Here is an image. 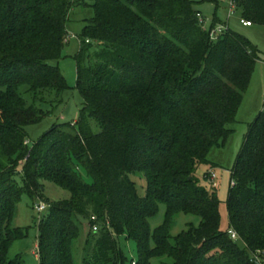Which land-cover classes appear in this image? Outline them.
I'll list each match as a JSON object with an SVG mask.
<instances>
[{"label": "trees", "instance_id": "trees-1", "mask_svg": "<svg viewBox=\"0 0 264 264\" xmlns=\"http://www.w3.org/2000/svg\"><path fill=\"white\" fill-rule=\"evenodd\" d=\"M230 1L251 25H264V0ZM73 3L0 0V264H24L20 256L8 257L26 236L25 228L11 224L23 193L47 205L37 223L39 264H74L77 216L98 224L86 240L83 264H128L119 235L136 244L135 264L163 256L170 264H253L256 250L264 257V105L231 168L226 206L236 241L220 228L215 182L207 189L198 177L210 164V150L232 132L257 51L229 27L211 38L218 19L203 28L193 0H94L74 55L79 117L28 143L26 127L46 115L39 102L69 88L53 61L68 40ZM130 173L144 174V196ZM46 180L70 198L44 197ZM159 203L164 219L151 230ZM176 212L200 221L171 242Z\"/></svg>", "mask_w": 264, "mask_h": 264}, {"label": "rangeland", "instance_id": "rangeland-1", "mask_svg": "<svg viewBox=\"0 0 264 264\" xmlns=\"http://www.w3.org/2000/svg\"><path fill=\"white\" fill-rule=\"evenodd\" d=\"M72 1L74 3L65 23L68 40L63 47L60 59L53 61L60 68L69 88L63 90L59 95H55L53 91L48 92L45 94V99L39 102L40 109L46 112V115L39 123L26 127L27 139L30 144L36 141L53 125L74 122L79 117L83 106L82 96L76 88L77 71L74 55L79 49V34L82 27L86 20L93 17L91 5L94 0ZM193 2L194 9L204 16L207 25L216 16L218 20L215 22V26L227 24L231 30L247 38L255 46L258 55V59L253 67L250 83L237 111L236 120L230 125L232 132L227 137L223 146L213 147L210 150L208 155L210 164L208 167L203 165L198 171L199 180L207 189H212L213 185L207 178L203 177V173L211 169L216 175L214 185L220 200V228L223 231H227L229 222L226 196L230 185L231 168L241 149L248 124L255 119L264 105V25L253 23L251 26H242L240 24V18L242 17L239 10L234 7L232 8L233 13L230 14L229 0H220L218 3L216 0H193ZM55 99L59 102L55 103ZM90 126L93 133L100 130L94 120H91ZM82 177L87 182L91 181L84 172H82ZM129 177L135 183L139 196H144L146 190L144 174L130 173ZM17 179L19 180V177ZM43 188V196L49 200L70 198L68 190L51 181H43ZM43 202L39 197H31L26 193H23L21 198L15 202L11 224L13 227L25 228L26 236L12 244L8 253L10 259L20 256L24 264H39L37 255V223L47 213V208L43 211H38L36 207ZM164 215L165 204L159 203L157 213L149 219L151 230L162 223ZM77 220L80 224V234L73 242L72 257L74 264H83V258L86 254V240L93 231L88 219L77 216ZM199 221L200 218L194 214H185L183 212L173 214L169 226L170 241L173 242L174 237L182 230H185L188 224L197 225ZM115 239L118 247L126 257V262L129 264L131 260L136 261L138 257L136 244L132 240H126L124 235L116 236ZM171 262L172 259L167 256L152 257L150 259V264H170Z\"/></svg>", "mask_w": 264, "mask_h": 264}, {"label": "built area", "instance_id": "built-area-1", "mask_svg": "<svg viewBox=\"0 0 264 264\" xmlns=\"http://www.w3.org/2000/svg\"><path fill=\"white\" fill-rule=\"evenodd\" d=\"M218 1H220V0H218ZM229 2H230L229 12H230V14H232L233 13L232 8H234V5H233V3L230 0H229ZM198 17H199L200 23L202 24V27L207 29L208 25L206 24V22H205L204 18L202 17V15L198 14ZM240 23L243 26H251V23L248 20H245L243 18H240ZM227 27H228L227 24L226 25L219 24L218 26L212 27L209 30L210 37L211 38H216L219 34H222L227 29ZM206 177L209 180V182L214 184L215 179H216V175H215L213 170L209 169L208 172H207ZM231 184H233V182H231ZM36 208H37L38 211H43V210H45L47 208V205L44 204V203H41V204L37 205ZM91 220L95 221L96 220L95 216H91ZM91 228H92L93 232H96L98 230V224L96 222L93 223ZM228 233H229V235H230L232 240L236 241L238 239V235H237V233L234 230L229 229ZM250 260L253 262V264H264L263 252L260 251V250H256L255 252H253L251 254V259ZM132 264H135L134 260H132Z\"/></svg>", "mask_w": 264, "mask_h": 264}, {"label": "crops", "instance_id": "crops-1", "mask_svg": "<svg viewBox=\"0 0 264 264\" xmlns=\"http://www.w3.org/2000/svg\"><path fill=\"white\" fill-rule=\"evenodd\" d=\"M202 15V14H201Z\"/></svg>", "mask_w": 264, "mask_h": 264}]
</instances>
